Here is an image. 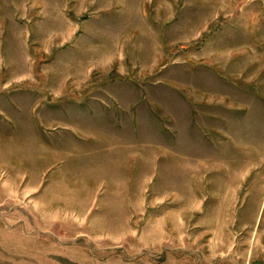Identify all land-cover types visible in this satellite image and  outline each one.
I'll list each match as a JSON object with an SVG mask.
<instances>
[{"label": "rangeland", "instance_id": "1", "mask_svg": "<svg viewBox=\"0 0 264 264\" xmlns=\"http://www.w3.org/2000/svg\"><path fill=\"white\" fill-rule=\"evenodd\" d=\"M0 264H264V0H0Z\"/></svg>", "mask_w": 264, "mask_h": 264}]
</instances>
